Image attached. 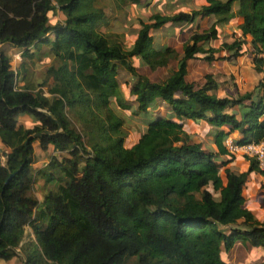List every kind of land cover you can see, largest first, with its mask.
Here are the masks:
<instances>
[{
	"label": "trees",
	"instance_id": "trees-1",
	"mask_svg": "<svg viewBox=\"0 0 264 264\" xmlns=\"http://www.w3.org/2000/svg\"><path fill=\"white\" fill-rule=\"evenodd\" d=\"M54 9L63 19L50 24L48 12ZM211 15L215 18L205 27L188 32L178 55L170 45H154L149 33L166 22L190 26ZM234 15L241 37L210 45ZM104 22L95 0H0V257L15 255L18 247L24 264H108L111 254L91 259L89 247L83 252L76 246L86 233L124 240V256L133 264H227L221 254L236 240L264 245V218L253 216L241 193L248 172L257 168L255 160L247 157L245 171L217 161L226 152L222 139L229 131H240L236 144L264 136V76L255 87L261 94L232 97L209 92L210 75L202 84L185 78L187 59L231 60L240 54L245 35L254 69L263 70L264 0H204L189 11H153L139 20L128 47L98 29ZM33 43L47 44L58 60L46 69L55 80L49 96L26 84L14 87L7 47H22L26 54ZM134 57L152 70L176 61L163 79L152 80L135 70ZM118 65L135 77L129 98L120 89ZM112 99L144 126L126 145ZM161 103L168 114L156 110ZM65 109L89 126L87 132L95 135L90 144ZM21 113L31 117L30 126L17 122ZM170 115L213 125L216 151L189 141L182 123ZM34 140L69 154L53 155L37 170L43 182H60L56 192L47 190L39 200L30 193Z\"/></svg>",
	"mask_w": 264,
	"mask_h": 264
},
{
	"label": "rangeland",
	"instance_id": "rangeland-1",
	"mask_svg": "<svg viewBox=\"0 0 264 264\" xmlns=\"http://www.w3.org/2000/svg\"><path fill=\"white\" fill-rule=\"evenodd\" d=\"M182 1L183 0H140L139 4L136 5L133 3H120L118 2V0H95V5L101 6L103 8L104 13L106 14V22L99 24L98 29L103 33L109 34L112 37L117 38L124 47H128L130 46L133 38L135 37L136 30L139 27V20H146L147 16L151 12L160 11L171 13L185 9L189 11L191 8H196L200 5L199 0H188L187 4L182 3ZM232 6L235 10L236 5L233 3ZM214 18V15L197 17L196 21L193 22V24H191L190 26L187 23H182L180 25H171L169 22H166L158 28L150 29L149 33L152 34L154 45L164 42L165 40H167L166 38L169 37L168 42L170 43V45H174L176 55H178L179 52H181L182 50V44L186 40V38L182 39L183 36L185 34L188 36L191 30H200L201 28L205 27L209 22H211ZM62 19L63 15L58 9H54L48 12V23L52 24L55 21H60ZM232 27H235V23L234 20L231 19L230 26L228 28H224L223 31H220V38H217L216 40L213 39L210 41V43L212 45L214 44L217 46L221 41H231L234 38L241 37L239 36V32H235L233 30L234 28ZM246 43L247 41L244 39L241 44L240 50H244L247 47ZM26 51H28L25 52L26 54H22L20 52V54L15 57L11 56L12 52L9 53L10 67L12 66V68L16 72L14 87H20L21 85L26 84L28 85L29 89L41 90L44 95L49 96L52 93L48 91V87H50L53 82H55V80L53 78V75L51 73L48 74L46 69L50 65L54 66L58 62L57 58H55L49 52L47 44L39 45L37 43H33L27 48ZM221 51L222 54H226L225 50ZM175 59L176 57L171 58L163 68L159 67L158 69L155 68L153 70H148L147 67L142 70V68L140 67L141 65H143V62L138 57L131 58L130 62L132 63V65H134V67L136 66L139 71H141L140 73L147 75L150 79L161 80L174 67ZM245 61H242V63L244 65H248L249 67V59L245 58ZM192 65L196 64L193 62ZM220 67H224L225 69L228 66H225V64L222 63ZM134 78L135 77L131 74V72L128 71L124 66L118 65L117 79L119 81V86L123 95L127 94L128 98L131 97L128 92L129 83L131 82V79L133 80ZM43 79H45V83L40 84ZM213 83L215 86L216 82L214 81ZM54 94L55 96H58L57 93ZM110 105L123 119L120 129L123 133L126 134V139L124 141V145H126V142L130 141L128 140L129 137H131V139H134L136 135L139 134L143 123H141L140 119L135 117V115H131L130 110L122 109L115 105L113 99L110 101ZM65 113L70 121V124L81 133L84 143L90 144L93 138H95V135L93 134V136H91L87 132L89 126L81 124L72 112L65 109ZM23 115L27 116L28 114H18L17 122L24 121L25 118H22ZM29 123L31 124L32 121L29 120L28 124ZM30 124L27 126H30ZM181 136V139H184V134H181ZM186 136L187 139L191 141L187 134ZM32 150L33 163L35 164V166H31L32 168L30 171L32 181L30 193L34 198L41 199L44 192V182L42 176L34 169L38 167H45L50 157H52L53 155L59 158L60 156H68L69 154L66 151L54 150L51 144H47L45 147L42 148L38 145L37 140H34L32 142ZM59 185L60 182L56 179H53L46 183V190L50 188V191L56 192ZM25 229L28 232L26 226ZM76 246L83 250V252H85L89 247V249L91 250V259H100L106 256L107 254H111V258L109 259L108 264H133L134 262L133 258L126 259V257L124 256V240H113L102 235L86 233L83 238L76 243ZM223 252L221 256H227V253L225 254ZM0 259L7 258L0 257Z\"/></svg>",
	"mask_w": 264,
	"mask_h": 264
},
{
	"label": "crops",
	"instance_id": "crops-1",
	"mask_svg": "<svg viewBox=\"0 0 264 264\" xmlns=\"http://www.w3.org/2000/svg\"><path fill=\"white\" fill-rule=\"evenodd\" d=\"M199 2L200 4H202L204 0L203 1L199 0ZM184 3L187 4L188 0H185ZM184 11H187V9H185ZM231 19L234 20L235 23V27L232 28H234L233 30L238 33L239 29L237 28V23L239 20L235 15ZM231 19L228 20L227 23L222 25L221 27L222 31L224 28H228L230 26ZM186 36L187 35L185 34L182 39L186 38ZM168 38H166L167 40H165L164 42L158 45L161 44L170 45V43L168 42ZM249 38H250L249 35L244 36V39L247 41L246 43L247 47L244 50H241L240 54L236 55L231 60H228L226 58H220V59L215 58L209 62H206L200 58L187 59L186 60L187 72L185 78L187 80L194 81L197 84H202L206 79L205 75H210L212 82L215 81L216 85L214 86V88L209 90V92H213L217 96L232 97L238 94H242L246 91H253L254 94H261V90L256 89L255 87L256 84L264 76V69L261 71H257L253 67L252 56L250 53V44L248 42ZM209 44L212 45L210 41ZM170 46L174 47L173 44ZM21 51H22V47H18V46L15 47L9 46L7 48V54L9 55V53L12 52L11 56L13 57L18 56ZM220 54H222V51H220ZM245 58L249 59L250 62V63L248 62L249 67L248 65H244L242 63V61H245ZM193 62L196 65H192ZM222 63H224L225 66L228 67L225 69L224 67L221 68L220 66ZM146 67L147 66L143 64L141 65L140 68H142L143 70ZM163 67L164 66H162V68ZM135 68L138 72H141L136 66ZM148 70L150 69L148 68ZM13 71L15 72L14 69ZM124 97L128 98L127 94H124ZM156 110H158L162 114H168L167 109L165 108L163 103L159 104ZM170 116L172 119L179 120L182 123V129L188 135L191 141L199 142L200 146L204 150L216 151V145L213 139L215 127L213 125L209 124L203 119H198V120H192L190 118L177 119L172 115ZM22 118H25L24 121L22 122L18 121L19 123H22L25 126L30 124V123L28 124L29 120H31L30 116L23 115ZM143 127L144 126L142 125L141 130L143 129ZM219 127L224 130L227 129L226 125H220ZM137 136L138 135H136V137ZM240 137H241V133L238 129H233L229 131L223 137L222 144L226 152L220 153L217 156V161L224 163L222 167L226 166L234 171H245L248 169L249 158H247L245 155L239 152L229 151L225 145V140L235 143L234 141ZM134 139H131V137H129L128 140L133 141ZM0 146H2L1 142H0ZM31 166L33 167L35 166V164L32 162ZM39 168L41 167H38L34 170L37 171ZM46 183L44 182L43 195L45 194V191L50 190V188L46 190ZM241 193L244 198L243 205L246 206L251 211V213L257 220H262L264 218V205L262 201V198L264 196V173L259 171L257 168L251 169L246 176V179L242 186ZM26 227L28 230V235L32 238L33 234L30 228L28 226ZM223 253L225 254L227 253V256L223 257L227 264H242L244 262H255V263L264 264V245H259V246H251L249 244L244 245L240 241L236 240L233 246ZM0 264H24L23 254L17 247L15 249V255L7 259H0Z\"/></svg>",
	"mask_w": 264,
	"mask_h": 264
},
{
	"label": "built area",
	"instance_id": "built-area-1",
	"mask_svg": "<svg viewBox=\"0 0 264 264\" xmlns=\"http://www.w3.org/2000/svg\"><path fill=\"white\" fill-rule=\"evenodd\" d=\"M225 145L231 152H239L246 157L253 158L257 169L264 173V136L258 141H248L241 144L225 140Z\"/></svg>",
	"mask_w": 264,
	"mask_h": 264
}]
</instances>
